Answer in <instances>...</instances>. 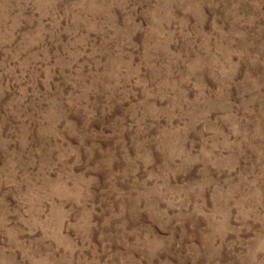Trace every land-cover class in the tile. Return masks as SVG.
Instances as JSON below:
<instances>
[{
    "label": "rangeland",
    "instance_id": "374dc122",
    "mask_svg": "<svg viewBox=\"0 0 264 264\" xmlns=\"http://www.w3.org/2000/svg\"><path fill=\"white\" fill-rule=\"evenodd\" d=\"M254 2L0 0L3 264L26 247L50 264H121L141 232L151 264H245L264 246V198L244 188L264 163ZM42 176L58 195L33 234L24 185Z\"/></svg>",
    "mask_w": 264,
    "mask_h": 264
},
{
    "label": "clouds",
    "instance_id": "9594fccd",
    "mask_svg": "<svg viewBox=\"0 0 264 264\" xmlns=\"http://www.w3.org/2000/svg\"><path fill=\"white\" fill-rule=\"evenodd\" d=\"M45 3L48 0H44ZM103 4L104 8L108 11H111L113 8L119 10V5L123 0H99ZM81 6L87 5L89 3L96 4L97 0H79ZM250 11H254V14L260 19H264V0H255L251 5ZM104 19V17H102ZM107 23L105 28L108 31H115L111 25L114 21L110 16L107 18ZM159 21L154 19V24L159 27ZM13 53L16 52L18 47L21 45L17 43H9L7 45ZM257 163H260L258 158ZM255 171V169H253ZM264 178V163H261L260 175L254 178L252 181H249L244 185V188L251 192L254 196L259 198H264V193H261L259 187V179ZM62 179H65L62 177ZM68 182H72V178L69 176L66 178ZM25 188L28 189L27 196L24 201L25 212L29 216V222L33 228V234L35 231L40 230L42 227L51 224V216L41 211L42 206L45 203H51L52 200L58 195L57 189L52 186L51 182L48 181L45 177H40L35 180V182H25ZM73 190H76L75 187ZM163 190V189H162ZM214 203L219 207L221 201L216 199V194H213ZM79 203V201H77ZM49 215V219L42 221L41 217ZM3 216H0V227H3ZM133 238V243L128 244L125 253L121 254L120 259L121 264H145L147 261L148 264H151V257L153 254V245L146 237L141 238L143 233L139 234H130ZM126 243V241H125ZM17 247L21 246L20 241H16ZM139 253V259H137L136 254ZM245 264H260L261 261H264V246L256 247L255 242L251 247H248L243 252ZM0 264H3V261H0ZM20 264H50L49 261L44 259L38 252H33L32 248L26 247L23 250V255L20 260Z\"/></svg>",
    "mask_w": 264,
    "mask_h": 264
}]
</instances>
